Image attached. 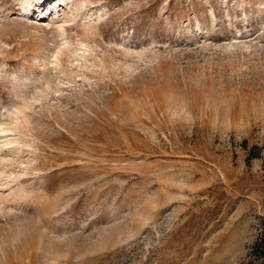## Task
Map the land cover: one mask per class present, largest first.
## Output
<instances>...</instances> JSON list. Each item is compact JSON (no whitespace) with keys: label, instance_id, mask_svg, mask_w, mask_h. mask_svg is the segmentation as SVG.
<instances>
[{"label":"rangeland","instance_id":"374dc122","mask_svg":"<svg viewBox=\"0 0 264 264\" xmlns=\"http://www.w3.org/2000/svg\"><path fill=\"white\" fill-rule=\"evenodd\" d=\"M264 227V0H0V264H243Z\"/></svg>","mask_w":264,"mask_h":264},{"label":"trees","instance_id":"16d2710c","mask_svg":"<svg viewBox=\"0 0 264 264\" xmlns=\"http://www.w3.org/2000/svg\"><path fill=\"white\" fill-rule=\"evenodd\" d=\"M243 264H264V227L252 248L249 261Z\"/></svg>","mask_w":264,"mask_h":264}]
</instances>
